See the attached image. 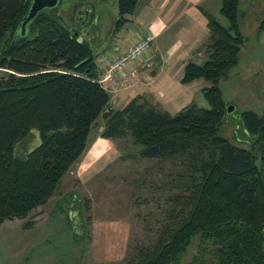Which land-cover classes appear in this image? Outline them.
Listing matches in <instances>:
<instances>
[{"label":"trees","instance_id":"16d2710c","mask_svg":"<svg viewBox=\"0 0 264 264\" xmlns=\"http://www.w3.org/2000/svg\"><path fill=\"white\" fill-rule=\"evenodd\" d=\"M238 1L220 0L217 14L226 25L205 13L206 59L185 63L179 79L205 80L200 93L207 107L190 102L169 114L143 96L112 109L89 41L77 40L59 22L58 3L40 11L20 35L30 0H0V68L6 72L0 78V224L45 204L101 117V137L128 136L139 146L138 156L181 167L180 192L169 197L155 239L127 251L124 264H177L194 236L195 251L186 264H264V174L250 147L218 134L229 105L218 81L237 64L245 42L237 29ZM136 3L116 0L112 33ZM239 120L263 159L264 111L243 110ZM32 129L39 142L26 151Z\"/></svg>","mask_w":264,"mask_h":264},{"label":"rangeland","instance_id":"374dc122","mask_svg":"<svg viewBox=\"0 0 264 264\" xmlns=\"http://www.w3.org/2000/svg\"><path fill=\"white\" fill-rule=\"evenodd\" d=\"M85 9L87 15L83 13ZM239 10L245 13L238 19L245 42L239 50L237 64L218 81L222 98L233 107L224 117L218 134L236 146L250 147L256 155L255 164L264 174V158H260L258 144L242 132L239 120L243 110L257 114L264 111V0H241ZM54 13L61 24L77 30L78 34L80 29L86 30L94 52L96 47L90 34L98 32L106 39L117 17L116 0H59ZM219 20L226 25L224 18L219 16ZM97 57L93 55L94 62ZM5 73L0 69V78ZM102 121L96 119L90 139L101 137L97 129ZM110 140L119 156L95 164L86 187L83 190L75 188L77 205L62 209L71 197L69 193L64 195L65 187L58 186L44 205L33 209L25 218L5 220L0 224V264H124L127 251L148 245L155 239L163 212L169 207V197L180 192L178 172L181 167L176 162L171 164L138 156L139 146L132 144L128 136ZM38 142L37 132L32 129L24 150L32 149ZM111 218L128 225L123 256L120 261L103 258L93 262L92 222ZM196 243L194 236L177 264L190 261Z\"/></svg>","mask_w":264,"mask_h":264},{"label":"crops","instance_id":"0c3cea01","mask_svg":"<svg viewBox=\"0 0 264 264\" xmlns=\"http://www.w3.org/2000/svg\"><path fill=\"white\" fill-rule=\"evenodd\" d=\"M219 3L220 0H137L135 8L125 16L127 21L118 31L112 33L109 29L106 39L98 32L90 34L96 47L94 52L91 51L92 54H105L108 60L115 54H122L140 37L148 34L152 38L148 50L128 64L122 70L123 74L113 73L110 81L100 82L108 93L110 107L119 109L136 96L147 98L169 114L176 113L190 102L204 107L205 102L200 90L208 86V83L201 78L188 83H181L179 79L185 63L201 64L205 61L203 43L208 37L205 13L219 20ZM239 7L241 9V0L237 5V29L244 36L238 19L245 13L239 10ZM252 27L251 30L255 32L256 29ZM87 36L85 33L81 38L89 40ZM113 46H116V52L112 51ZM103 75L101 66L98 68V77ZM102 126L103 123L97 129L98 133ZM90 132L91 128L83 151L59 179L53 194L48 198L49 200L54 195L58 186L65 187L64 195L69 193L71 201L64 204L62 209L77 205L75 188L86 187L96 163L119 156L110 138L97 136L90 139ZM62 195L63 193L59 197ZM128 231L127 223L120 219L94 220L91 233L93 262L103 258L120 261L127 244Z\"/></svg>","mask_w":264,"mask_h":264},{"label":"built area","instance_id":"2783aa9c","mask_svg":"<svg viewBox=\"0 0 264 264\" xmlns=\"http://www.w3.org/2000/svg\"><path fill=\"white\" fill-rule=\"evenodd\" d=\"M152 40L150 35H144L138 38L133 44L127 47L122 54L113 55L110 60L107 59L105 54L97 57L94 62L96 68L103 66L104 75L99 78V82L107 80L110 81L113 73L123 74L122 70L130 63L138 59L149 48V43ZM112 51H117L116 46L112 47ZM1 69V68H0ZM6 71V70H5Z\"/></svg>","mask_w":264,"mask_h":264},{"label":"water","instance_id":"95a60500","mask_svg":"<svg viewBox=\"0 0 264 264\" xmlns=\"http://www.w3.org/2000/svg\"><path fill=\"white\" fill-rule=\"evenodd\" d=\"M58 0H30L28 9L25 13V15L22 16L20 22H19V32L20 35H24V30L26 29V24H28L32 19L35 18V16L44 9H50L57 5ZM84 15L88 14V10H83ZM85 23V18L80 22V25L82 26ZM86 33V30H79V34L74 30L73 34L77 35V40H81L82 36ZM233 107L232 105H226L225 111L226 113H231Z\"/></svg>","mask_w":264,"mask_h":264}]
</instances>
